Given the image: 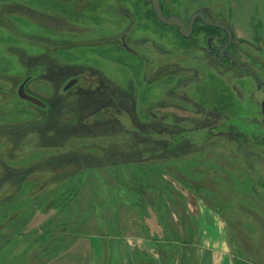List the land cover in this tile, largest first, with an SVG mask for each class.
I'll return each instance as SVG.
<instances>
[{
  "label": "rangeland",
  "instance_id": "rangeland-1",
  "mask_svg": "<svg viewBox=\"0 0 264 264\" xmlns=\"http://www.w3.org/2000/svg\"><path fill=\"white\" fill-rule=\"evenodd\" d=\"M196 1L162 0L168 13L178 14L207 2L216 9L219 3ZM245 1L241 4L248 8L251 0ZM95 4L103 8L105 2L0 0V264H62L74 243L86 247L87 240L96 237L103 252L97 257L83 254L84 264H120L123 252L118 245L125 240L132 248L131 264H223V250L233 264H264V147L256 150L247 143L248 134L257 130L246 119L247 107L237 101L226 106L222 117L227 121L213 129L214 133H236L240 147L228 138L213 142L199 132L194 138L188 136L192 125L171 117L189 115L171 108L180 103L174 101L170 81L155 80L141 60H125L115 53L107 58L100 53L102 48L91 47L95 31L102 30L95 26L106 24L92 16ZM255 5L262 11L264 24V0H253ZM126 7L135 18L127 37L138 53L145 49L153 63L148 42L162 54L176 52V34L158 25L141 0H127ZM244 9L247 15L249 10ZM115 23L111 33L118 37L122 23ZM63 38L69 44L66 51H59L57 41ZM261 47L264 52V41ZM61 65L74 72L85 68L77 78L92 88L95 76L90 69L98 70L102 82L108 81L110 88L127 96V103L113 108V117L108 116L114 123L94 126L97 119L90 116L97 109L89 106L90 94L80 97L72 92L54 106L51 101L60 95L58 77L46 75L45 70ZM28 77L27 91L42 103H51L47 119L41 108L17 96L18 86ZM221 82L228 88L236 84L229 75L221 77ZM212 89L208 83L196 92L200 99L211 101L215 100ZM125 113L145 124L149 133L145 137L137 133ZM63 129L65 133L60 134ZM256 132L264 135V127ZM253 150L259 154L261 168L255 167ZM132 164L150 174L159 170V180L155 179L158 174H148L146 179H152L154 186L158 181L163 184L161 199L154 189L145 190L141 184L142 196L133 193V181L140 173L132 170ZM5 168L18 172L17 178L23 181L8 179ZM208 211L222 221L220 235ZM199 212L204 231L198 230L201 246L196 249ZM165 240L168 243H161Z\"/></svg>",
  "mask_w": 264,
  "mask_h": 264
},
{
  "label": "flooded vegetation",
  "instance_id": "flooded-vegetation-1",
  "mask_svg": "<svg viewBox=\"0 0 264 264\" xmlns=\"http://www.w3.org/2000/svg\"><path fill=\"white\" fill-rule=\"evenodd\" d=\"M192 1L197 2L196 0ZM242 1L246 2L245 0H221V2L219 0L218 9H215V7L207 2L206 5L195 6L192 10L187 9L184 13L178 14L168 13L164 9L162 0H158L164 17L174 16L182 23L187 33L186 38L178 32L176 27L161 24L156 19L151 5L147 4L146 0H141V3L149 8L151 17L154 18L158 25L172 29L174 34H176V38H178L177 45H175L176 52H171L169 55L162 54L156 44L153 45L148 42V53L151 50L153 51L149 56L153 59L152 63L146 57L145 54L147 52L145 49H143L141 54L138 53L133 44L128 40L127 35L135 18L129 13L128 9L130 8L126 7L127 0H103L105 2L104 7L102 8L99 4H95L92 16L95 17L96 21L104 19L106 24L105 26H95L96 28H102V30L95 31L96 35L91 40V43L93 42L91 47L93 49L102 48L103 50L100 53L105 54L107 58H112L115 53L123 56L125 60L130 58L141 60L145 65L143 67L144 70H149L155 76V80L160 81L164 79L170 81L173 84L171 94L174 96V101L176 100L177 103H180L172 104L171 108L189 115L182 118L172 115L171 117L176 121L179 119L180 121L186 120L192 125L190 131L186 132L188 136L191 135L194 138L199 132L204 134V138L212 139L213 142L220 138L224 140L228 138L233 140L232 144H235V147H240L241 144L235 140L236 133H232L233 135L226 134L225 132H221L222 134L218 132L214 133L213 129L220 128L227 121V118L222 117V113L227 109L225 108L226 106L234 105L235 101L238 102L236 104L243 103L247 107L249 116L246 119L247 121L249 119L257 130L264 127L261 124V103L264 102V63L262 64L258 60L261 59L264 62V52L260 50V48H263L261 46L264 41L262 39L264 37V24L262 23V17H260L262 11H259L257 5L253 8V0H251L248 3V8L246 7L248 6L247 4L244 5V10H249V13L247 15L246 13L243 14L242 10L244 6L241 4ZM64 11L65 9H63L62 15L65 14ZM43 17L45 19L48 18L47 16ZM116 21L122 23L118 37H115L111 33ZM239 25H243V27ZM236 26L242 30L243 35H238ZM258 29L261 30L259 34ZM59 41H57V49L59 51H66L69 40L63 38ZM135 44L140 47L146 46L143 43L142 45ZM95 53V56L98 57L99 51ZM165 55H168V57ZM167 58H169V62H167ZM151 64H153L152 70L149 68ZM84 69L80 67L77 69L78 71L74 72L70 71L71 68L61 65L59 67H51L47 71L45 70L46 75L58 77L57 88H59L60 95L58 97L55 96V99L51 102L54 106L61 105L65 97L70 96L72 92H76L74 95H80V97L81 95L90 94L92 98H88V101L91 103L89 106L97 109L90 116L97 119L96 122H93L94 126L103 122L105 124L114 123L113 118H108V116L112 115L113 117V108L127 103V96L116 90V88H110L108 81V84L104 83L105 81L102 82L98 70L90 69V75L95 76V86L93 88L91 84L81 82L77 76L79 73L84 72ZM124 69L128 73L129 66L124 67ZM227 75L236 81V84L231 85L230 88L221 84V77L225 78ZM162 76L165 78H162ZM29 80L30 77L26 78L21 84H23L25 93L33 96L25 87ZM70 83L72 84L69 88L65 89ZM208 83H211V87L213 86L211 91L214 93L215 100H211L212 102L200 99L199 93L196 92L197 87L205 86ZM52 85L55 86V84ZM93 96H101L103 99H95ZM218 96H222V98ZM260 96L263 97L259 98ZM43 104L45 107L41 109L44 111L45 118L47 119L52 112L51 103L44 101ZM84 108H82L83 111L86 110ZM191 113L194 114L190 115ZM96 116H99V118H96ZM126 116L129 115L127 114ZM155 117L154 115V121L157 118ZM128 118L129 120L131 119L130 116ZM99 119L100 121H98ZM130 122H132L135 128H137L136 131L142 134V136L145 137V133H149L145 131V124H140L134 120H130ZM82 123V128L86 129V125H84V122ZM256 131H253V134H248L247 143L253 144V147L257 150L264 147V135ZM161 132L159 130L157 134L159 135ZM64 133L65 130H61L60 134ZM172 136L170 135V137ZM193 142L192 146L194 145ZM206 144L207 142H204V146L201 147L205 148ZM256 150H253V162L256 164L255 167L261 168V163H258L260 157ZM3 170L4 176L8 179L15 182L23 181V178H17L18 172H15V170L9 168ZM254 175L257 176L256 173ZM255 180L257 181V178ZM255 180L254 183H256ZM261 228L263 229V227Z\"/></svg>",
  "mask_w": 264,
  "mask_h": 264
},
{
  "label": "crops",
  "instance_id": "crops-1",
  "mask_svg": "<svg viewBox=\"0 0 264 264\" xmlns=\"http://www.w3.org/2000/svg\"><path fill=\"white\" fill-rule=\"evenodd\" d=\"M200 213L201 212L198 213L197 219L199 220V225L201 226V227L200 226L199 227L201 229L197 228V231L195 232V237H197L199 235L198 234V230L199 231L202 230L201 234H203V231H204V227H202V219L203 218H201L202 216H199ZM207 216L212 218V220H213V222H212L213 226L212 227H213L214 231H216L218 233V235H220L221 231H222L221 228L223 227V224L221 223L222 221L215 214L213 215L211 213V211H208ZM87 241L88 242L86 243V247H84L85 244H82V243L80 244L78 242L74 243V245L67 250V253L63 256L65 258H63L60 263H62V264H71V263L72 264H76V263L77 264H84L83 260H82L83 254L88 256L91 253H93L97 257L103 252V247H102V244H101V242H100L98 237L90 238ZM125 242L127 244H125ZM125 242L123 241V243H121V245H118V249L123 252L122 261L120 262V264H131L132 248H130L128 246V245H130L128 240H125ZM194 242H197L196 249H198V248L200 249L201 245H200V240L198 239V237H197L196 241H194ZM223 244L225 245V243H223ZM139 249H142V248H139ZM149 250L151 252L152 249L149 248ZM141 251H143V250H141ZM201 251H203V250H201ZM223 251L224 252L221 255V257H223V261H224L223 264H233L232 258L231 257L229 258L228 252H226L227 250H223ZM208 260H210V259H208ZM208 264H215V263H211L210 262Z\"/></svg>",
  "mask_w": 264,
  "mask_h": 264
},
{
  "label": "water",
  "instance_id": "water-1",
  "mask_svg": "<svg viewBox=\"0 0 264 264\" xmlns=\"http://www.w3.org/2000/svg\"><path fill=\"white\" fill-rule=\"evenodd\" d=\"M146 3L147 4H150L151 7H152V10L155 14V17L156 19L163 25L165 26H170V27H176L178 32L187 38V33L185 32L184 30V27L182 25V23L174 16H169V17H164L161 10H160V7H159V2L158 0H146ZM72 83L68 84L65 89L69 88V86L71 85ZM17 96L25 101V102H28L34 106H37L39 108H44L45 105L39 101L38 99L34 98V97H31L29 95H27L23 89V84L21 86H19L18 90H17ZM261 115H262V121H261V124L264 126V102L261 103Z\"/></svg>",
  "mask_w": 264,
  "mask_h": 264
},
{
  "label": "trees",
  "instance_id": "trees-1",
  "mask_svg": "<svg viewBox=\"0 0 264 264\" xmlns=\"http://www.w3.org/2000/svg\"><path fill=\"white\" fill-rule=\"evenodd\" d=\"M138 133V132H137ZM148 140L149 141H151V138H148ZM154 143H157V144H159V141L158 140H155L154 141ZM168 146H169V142H167V145H166V148H168ZM146 165H148V164H145L144 166H146ZM137 167H139V164L138 165H136V164H132L131 165V168H132V170H135V171H137L138 173H140L139 174V176L137 177L138 179H136L135 181H133V183H135V188L132 190L133 191V193L136 195V196H142V191L140 190V188H139V184H141L142 185V187L146 190H148V189H154V191L157 193V198L158 199H161V196L162 195H165V194H163V192H164V188H163V184L162 183H160L159 181H158V183L154 186V183H153V181H152V179H146V176L148 175V174H150V171H147V170H145V169H140V167L139 168H137ZM149 169H151L150 167H149ZM151 172H153L152 174H150V176H153V177H155L157 174L159 175V177L158 178H155L156 179V181L157 180H159V178H160V172H159V170H155L154 169V171H151ZM133 185V184H132ZM188 188V187H187ZM163 191V192H162ZM171 196V195H170ZM170 196H168V194L166 195V197H168V198H170ZM172 196H175V194H173ZM171 196V197H172ZM127 203V202H126ZM127 204H129V203H127ZM139 206H137V207H139L141 210H144L142 207H141V205L140 204H138ZM164 206H165V204H164ZM166 207V206H165ZM145 223L147 224V221H145ZM168 243L167 242V240H165V241H162L161 243Z\"/></svg>",
  "mask_w": 264,
  "mask_h": 264
}]
</instances>
